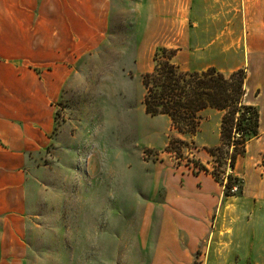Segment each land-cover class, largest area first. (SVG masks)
<instances>
[{
  "label": "rangeland",
  "instance_id": "rangeland-1",
  "mask_svg": "<svg viewBox=\"0 0 264 264\" xmlns=\"http://www.w3.org/2000/svg\"><path fill=\"white\" fill-rule=\"evenodd\" d=\"M240 4L241 0H111L102 42L93 45L76 70L94 81L93 65L117 60L125 65L134 83L132 98L124 101L127 123L102 136L101 102L93 95L94 83L91 93L57 89L61 98L51 145L32 155L26 169L23 248L0 251V264H151L159 201L164 198L156 179L165 168L203 173L217 182L215 173L224 196L226 177L232 174L233 197L243 195L246 172L250 180L264 178V140L259 135L248 142L232 169L228 154L233 147L229 153L218 151L219 159L207 152L222 143V121L220 126L215 120L208 123L205 132L202 123L210 113L202 112L197 133L184 136L172 129L168 117H151L144 108L142 76L152 70L155 54L168 49L176 51L173 63L184 71L214 67L230 75L244 70V102L264 115V58L250 59L245 52ZM40 23L46 33L67 30L61 24ZM59 45L55 44L58 52ZM173 138L194 147L167 152ZM221 160L224 166H218ZM207 262L227 264V250L208 252Z\"/></svg>",
  "mask_w": 264,
  "mask_h": 264
},
{
  "label": "crops",
  "instance_id": "crops-1",
  "mask_svg": "<svg viewBox=\"0 0 264 264\" xmlns=\"http://www.w3.org/2000/svg\"><path fill=\"white\" fill-rule=\"evenodd\" d=\"M110 8L111 0H0V251L23 248L27 165L49 149L57 89L72 88L77 64L102 42ZM40 22L67 30L46 33ZM239 22L246 54L264 58V0H241ZM208 112L205 132L224 115ZM259 133L264 140L263 114ZM165 170L156 179L164 198L151 264H210L208 252L226 250L227 264H264V178L246 172L243 195L225 198L209 175Z\"/></svg>",
  "mask_w": 264,
  "mask_h": 264
},
{
  "label": "trees",
  "instance_id": "trees-1",
  "mask_svg": "<svg viewBox=\"0 0 264 264\" xmlns=\"http://www.w3.org/2000/svg\"><path fill=\"white\" fill-rule=\"evenodd\" d=\"M175 55L174 50H160L155 54L153 70L142 76L146 114L151 117H168L176 133L189 136L197 133L202 112L207 109L223 112L222 143L217 148L207 149V152L219 159L216 155L218 151L226 149L229 153L233 147L228 160L229 166L234 169L238 158L245 155L248 142L259 135L260 128L258 108L244 102L246 72L239 70L225 75L214 67L200 72L183 71L173 63ZM190 147L194 146L173 138L167 146V152L175 150L182 153ZM224 165L222 160L218 161V166ZM197 166L200 171L208 172L203 165ZM213 177L217 182L221 181L215 173ZM226 178L225 196L233 197L235 195L231 191L235 179L232 174Z\"/></svg>",
  "mask_w": 264,
  "mask_h": 264
},
{
  "label": "clouds",
  "instance_id": "clouds-1",
  "mask_svg": "<svg viewBox=\"0 0 264 264\" xmlns=\"http://www.w3.org/2000/svg\"><path fill=\"white\" fill-rule=\"evenodd\" d=\"M132 11L136 13V9ZM122 52L125 56L129 55L126 49H122ZM92 74L94 81L83 71L75 74L70 87L74 91L91 93L94 83L93 95L100 100L102 112L98 132L102 136H107L127 123L128 110L124 107V101L132 98L134 83L128 78V70L119 60L109 64L99 62L93 65Z\"/></svg>",
  "mask_w": 264,
  "mask_h": 264
},
{
  "label": "built area",
  "instance_id": "built-area-1",
  "mask_svg": "<svg viewBox=\"0 0 264 264\" xmlns=\"http://www.w3.org/2000/svg\"><path fill=\"white\" fill-rule=\"evenodd\" d=\"M234 190V189H233Z\"/></svg>",
  "mask_w": 264,
  "mask_h": 264
}]
</instances>
